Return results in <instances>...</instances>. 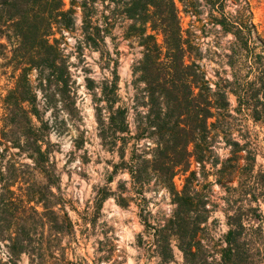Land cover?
<instances>
[{
    "label": "trees",
    "instance_id": "trees-1",
    "mask_svg": "<svg viewBox=\"0 0 264 264\" xmlns=\"http://www.w3.org/2000/svg\"><path fill=\"white\" fill-rule=\"evenodd\" d=\"M70 2L65 9L64 0H0V68L13 81L0 114V264H18L23 255L32 264H66L63 240L75 238L67 202L53 191L48 125L41 117L59 110L68 115L75 107L76 81L64 53L74 31L79 50L98 53L110 70L94 111L101 146L118 158L82 220L93 225L111 198L120 208H137L158 264L174 262V248L183 264H264L263 231L258 225L243 227L247 214L226 215L227 231L218 239L207 225L209 176L234 196L256 199L250 184L228 185L240 163L250 172L256 163L249 143L234 136L230 97L238 111L264 122V38L247 1L178 0L181 11L175 0ZM181 13L191 18L187 28ZM115 29L137 55L126 102L118 93ZM208 35L213 36L207 40ZM221 36L230 40L222 44ZM205 60L220 66L214 78ZM85 81L92 91L94 82ZM220 148L228 150L224 159ZM118 172L127 179L111 189ZM36 173L46 175V183L38 182ZM178 175L184 177L179 190ZM159 192L169 198L168 212L149 207L153 197L147 195ZM109 240L104 233L98 243ZM110 257L109 251L102 258Z\"/></svg>",
    "mask_w": 264,
    "mask_h": 264
},
{
    "label": "rangeland",
    "instance_id": "rangeland-1",
    "mask_svg": "<svg viewBox=\"0 0 264 264\" xmlns=\"http://www.w3.org/2000/svg\"><path fill=\"white\" fill-rule=\"evenodd\" d=\"M80 2L81 0H74ZM179 10L181 4L175 0ZM252 14V21L260 35L264 38V0H246ZM70 0H64L65 9L70 8ZM182 25L187 28L191 18L180 14ZM77 16L79 12L77 11ZM205 15L202 16L204 18ZM79 28V19L76 22ZM115 44L120 54L114 56L118 63L115 66L119 86V94L124 102L131 95L130 87L127 84L131 80L130 66L132 60L137 56L135 50H130L127 44L121 40L118 29L113 31ZM208 35L206 38H212ZM79 33L74 31L66 37L64 53L70 64L71 74L76 81L77 99L75 107L66 112H42L41 117L48 125L46 141L50 152L49 162L50 174H54L53 191L56 192L65 202L69 216L75 224V238L63 240L66 245V264H158L157 258L148 251V237L144 226L137 216V208L134 205L128 208H120L113 199L103 203L100 213L97 214L96 222L90 225L82 220L86 213L90 212L91 205L98 187L105 185V180L112 171V164L118 162L115 153L104 149L97 137V125L95 121V103L100 97L99 86L106 79H111L110 70L102 66L99 54L88 49L79 50L76 39ZM222 44H225L230 37H220ZM206 42L205 39H203ZM109 50L112 44L107 40ZM205 48V47H203ZM2 61L0 60V63ZM207 74L214 78L215 70H220L215 61H204ZM226 68V67H224ZM10 72H4L0 68V114L1 101L6 92L13 86L9 78ZM94 82V89L89 91L86 88L85 79ZM231 109L235 116V134L237 138L246 140L256 156V163L253 171L242 168L243 163L236 168L237 173L234 180L228 184L238 187L241 183L250 184L255 190L256 199L252 195L234 196L230 189L221 187L214 183V177L209 176L207 181L212 184L207 187L209 198L210 214L208 219L209 234L218 239L227 231L226 215H232L234 210L247 214L243 217L242 225L245 229L252 226H260L264 235V122H254L248 113L238 111V104L233 97H230ZM228 150L218 149L221 158L227 157ZM22 162L30 163L29 159L22 157ZM207 170H211L209 166ZM226 171V169H224ZM228 171V169H227ZM212 173V170H211ZM244 176H247L244 179ZM249 176H254L249 178ZM255 176H257L255 178ZM46 175L36 173V180L46 183ZM183 176L178 175L174 179L176 188L179 190L183 184ZM255 178V179H254ZM127 179L126 174L116 173L114 181L108 186L115 188L119 180ZM162 192L158 195L148 194L151 210L168 212L171 208L168 196ZM89 208V210H88ZM253 208V209H251ZM88 210V211H87ZM79 214V215H78ZM260 219V222H257ZM109 237L108 244L99 245L103 234ZM139 236L142 238L141 245L138 244ZM111 252L110 259L102 257ZM18 264H32L26 256H21ZM170 264H183L181 254L174 248V262Z\"/></svg>",
    "mask_w": 264,
    "mask_h": 264
}]
</instances>
